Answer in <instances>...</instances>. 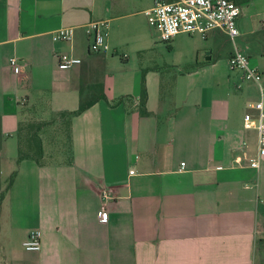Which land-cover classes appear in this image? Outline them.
<instances>
[{"label":"crops","instance_id":"crops-1","mask_svg":"<svg viewBox=\"0 0 264 264\" xmlns=\"http://www.w3.org/2000/svg\"><path fill=\"white\" fill-rule=\"evenodd\" d=\"M234 1L237 38L264 85V0ZM153 5L0 0V193L17 171L0 207V264H264V158L251 167L259 135L245 128L260 90L231 69L228 36L215 31L200 45L199 36L175 37L172 50L180 36L189 45L175 77L163 72L174 65L148 66L146 76L142 64L132 81L106 78L115 68L125 73L127 63L110 54L122 58L119 50L137 41L134 18ZM94 21L109 22L107 52H89L85 25ZM64 27L74 28L73 40L55 41ZM139 50L143 61L150 49ZM65 54L81 63L60 68ZM99 85L108 101L63 120ZM29 119L46 124L43 165L17 163ZM44 132L69 138L66 156L46 148ZM34 230L42 248L29 252L23 245Z\"/></svg>","mask_w":264,"mask_h":264},{"label":"built area","instance_id":"built-area-1","mask_svg":"<svg viewBox=\"0 0 264 264\" xmlns=\"http://www.w3.org/2000/svg\"><path fill=\"white\" fill-rule=\"evenodd\" d=\"M240 8L234 0H154V5L145 11L150 27L156 33L158 40L169 43L180 34L188 36H200L206 39L210 33L219 31L228 36L234 44V52L229 59L232 70L244 73L247 81L259 86L260 100L252 108L256 112L245 116V128L256 129L259 135V150L255 158L251 160V167L257 169L264 158V85L262 72L252 67L248 55L240 51L236 46L239 36L237 20L240 16ZM108 21H94L85 25V32L89 38V52L99 54L109 50ZM74 37V28H60L53 34L55 41L69 42ZM59 66L64 70L72 69L81 63L80 59L70 55L58 57ZM10 65L16 75L21 73V66L17 59H12ZM184 163L182 166L184 167ZM108 192L104 191L103 197L108 198ZM100 219L107 221L105 212L100 213ZM24 248L29 252H37L42 248V233L34 230L24 242Z\"/></svg>","mask_w":264,"mask_h":264},{"label":"rangeland","instance_id":"rangeland-1","mask_svg":"<svg viewBox=\"0 0 264 264\" xmlns=\"http://www.w3.org/2000/svg\"><path fill=\"white\" fill-rule=\"evenodd\" d=\"M135 24L139 30V34L137 36V41L134 44H130L128 47L121 48L119 50L120 54L122 55V58L120 55H116V53H111L110 58L114 57L118 63H127V67L124 70V74L121 73L120 68H115L114 70H111L110 73L106 76L108 80H111L113 82H118L122 78H127L130 81H132L134 73L137 71V69L143 64V67L146 69L148 66L158 64L161 66L168 65H174L176 67L170 66L167 68H170L168 70H163L165 74L171 75L173 74L174 77L176 76L178 69L181 67V70H184V60L185 58H188L189 51L187 42L184 41V36L178 37L177 46H175V49H171V45L173 42L165 43L158 40V37L154 30L150 27L148 23V19L146 16H138L134 18ZM197 40V43L200 45L199 41L204 42V39L202 37H195ZM224 45H227L228 49L234 50V44L231 42V40L228 38V41L223 42ZM236 45L241 50L244 51L242 48L243 43L240 39H236ZM139 49L145 50L150 49L149 52H146L145 59L143 61H140L139 58ZM165 69V68H164ZM191 69V68H186ZM147 69L146 73L147 74ZM143 76L145 79V86L148 93V87H147V79L146 76ZM143 77L141 80V84L143 82ZM65 120V119H64ZM65 122V121H64ZM67 122V121H66ZM24 135L29 131L30 127H26ZM34 127L31 128V131H33ZM45 135V145L46 148L50 151H54V155L59 156H66L68 151V142H67V136L63 135H57L53 133H46ZM62 140V141H61ZM62 154V155H61Z\"/></svg>","mask_w":264,"mask_h":264},{"label":"trees","instance_id":"trees-1","mask_svg":"<svg viewBox=\"0 0 264 264\" xmlns=\"http://www.w3.org/2000/svg\"><path fill=\"white\" fill-rule=\"evenodd\" d=\"M172 1V0H170ZM145 78L143 77L142 87H141V95L139 100V112L142 116H149V112L147 110V100L148 93L145 86ZM131 99V98H130ZM99 100H107V97L104 93V88L102 85L96 86L94 88L93 94L88 97V99L82 101L79 109L73 113L62 114L63 120L67 118H72L75 115H79L84 112L86 109L94 105ZM46 124L44 122H39L33 119H29L27 122H24L20 125L19 132V149H18V165L26 159L34 160L38 165H43L46 162V158L44 155V147L43 140L41 138L40 133L43 131ZM26 127H30L29 131L24 135ZM34 127L33 131L31 128ZM68 142V150H69V138H67ZM17 171H15L12 176L9 178L6 189L0 193V207L4 201L6 192L11 188L14 179L16 177Z\"/></svg>","mask_w":264,"mask_h":264}]
</instances>
